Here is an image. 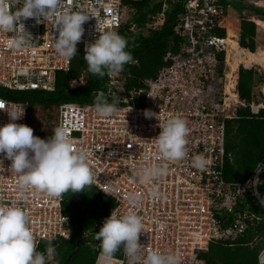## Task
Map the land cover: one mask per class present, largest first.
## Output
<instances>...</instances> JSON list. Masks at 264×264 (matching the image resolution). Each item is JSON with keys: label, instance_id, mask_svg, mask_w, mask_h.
<instances>
[{"label": "built area", "instance_id": "built-area-1", "mask_svg": "<svg viewBox=\"0 0 264 264\" xmlns=\"http://www.w3.org/2000/svg\"><path fill=\"white\" fill-rule=\"evenodd\" d=\"M139 0H59L58 13L79 12L89 17L81 40L86 46L94 42L100 31H114L127 21V13L135 8L129 3ZM240 2L264 8V0H186L184 12L174 25L180 42L167 51L157 74L144 77L142 85L127 86V75L120 71L108 76L110 98L119 109L110 119L94 111V103L77 101L51 104L30 100H11L0 95L5 106L24 108L16 123L33 128V134L50 138L56 127H64L75 148L86 149L93 174L92 184L114 203L106 215L87 229L85 237L97 249L95 231L100 229L112 212L123 216L135 212L142 217L140 250L134 264H143L150 251L174 254L178 264H207L204 254L212 242L236 244L264 215L253 209V198L264 206L260 192L264 171H255L245 180L229 181L224 176L227 120L237 117V108L250 106L255 114L264 108V98L246 102L238 91L239 62L232 70L234 56L245 55L239 35H229L227 15L232 4ZM22 7L20 0H10L12 11ZM168 3L143 28L159 29L165 22ZM16 31H0V87L14 91L56 88V73L70 68L71 58L57 54L54 44L58 36L55 18L37 24L33 18L20 21ZM133 33L142 27L132 22ZM225 31V34L222 33ZM29 34L26 46L10 50L7 39L15 34ZM136 61V60H135ZM254 68V67H253ZM73 79L71 86L83 83ZM264 94V87H263ZM145 110L154 113L146 117ZM186 122V155L176 161L158 158L156 140L161 128L172 117ZM10 122L0 109V126ZM52 126L50 130L47 127ZM203 156V169L193 167V158ZM264 162V159L261 160ZM12 161L0 153V206L15 205L25 210L28 226L36 242V250L44 241L71 235L70 216L64 212L65 193L53 197L35 188H21L19 174L11 170ZM150 165L162 166V176L139 182L133 173ZM259 180L256 183V180ZM138 194L136 203L130 196ZM263 236H256L254 242ZM54 247V246H53ZM95 264H130L124 252L104 261L100 250ZM264 264V245L259 253Z\"/></svg>", "mask_w": 264, "mask_h": 264}, {"label": "clouds", "instance_id": "clouds-1", "mask_svg": "<svg viewBox=\"0 0 264 264\" xmlns=\"http://www.w3.org/2000/svg\"><path fill=\"white\" fill-rule=\"evenodd\" d=\"M22 7L12 11L10 0H0V31L15 32L16 26L23 25L22 19L33 18L37 24L55 18L58 36L54 47L58 55L71 58L77 54V44L85 31L83 24L88 16L79 12L58 13L59 0H20ZM99 37L86 46L84 59L91 75L111 76L123 70L124 65L133 57L126 51L127 41L114 31H100ZM29 34H15L6 40L5 46L17 50L27 45ZM94 111L101 117L110 119L119 110L116 100L112 103L103 91L94 98ZM10 122L0 126V153L12 161L11 170L19 174L21 188H35L53 197H60L71 191L78 193L93 182V174L88 160L91 153L86 149L75 148L62 126L53 129V135L42 139L33 134V128L16 123L24 114V108L7 107L0 103ZM145 116L154 115L145 110ZM159 127L161 131L155 138L158 158L176 161L186 155V137L188 128L181 117H172ZM193 167L203 169L206 160L203 156L193 158ZM139 182L162 176V166L150 165L135 171ZM254 171H264V162L258 161ZM258 179L255 181L258 183ZM139 199L138 194L130 196L133 203ZM142 217L135 212L123 216L112 214L107 217L95 239L99 241L100 255L108 261L119 250L130 258V264L138 258L140 250L139 237L143 232ZM55 248L49 244L45 252L36 250V242L28 226V216L24 209L15 205L0 206V264H48L55 258ZM143 264H178L174 254H162L150 251Z\"/></svg>", "mask_w": 264, "mask_h": 264}, {"label": "trees", "instance_id": "trees-1", "mask_svg": "<svg viewBox=\"0 0 264 264\" xmlns=\"http://www.w3.org/2000/svg\"><path fill=\"white\" fill-rule=\"evenodd\" d=\"M186 0H139L129 3L135 8L130 18L118 29V34L127 41L126 51L130 52L133 60L124 65L123 72L127 75V86L142 85L146 76H155L159 68L165 64L164 56L167 51L175 49L180 37L174 31L176 20L182 12ZM168 3L166 19L159 29L143 28L149 21L163 10ZM241 12L249 10L252 15L264 20V8L246 5L240 2L236 5ZM136 22L142 29L133 33L129 27ZM239 40L242 47L252 52L257 50V24L246 16L240 19ZM225 34V31L222 30ZM85 50L82 44H77V54L72 57L68 70L56 73V88L53 91L24 90L14 91L0 87V95L11 100H30L34 103L51 104L65 101L94 103L95 96L103 91L109 103L113 102L107 93L108 75L94 76L88 72L84 59ZM136 60V61H135ZM83 77L84 82L71 86L73 79ZM264 78L253 67L240 65L238 91L240 98L246 102L259 101L255 87ZM226 151L228 155L224 176L229 181H241L252 175L258 163L264 159V108L258 114L251 111L250 106L237 108V117L227 120ZM260 192L264 197V172L261 177ZM64 212L70 216L71 235L54 241L55 258L48 264H95L100 249L90 243L85 232L92 227L95 220L107 214L114 201L102 193L93 184L86 186L83 191L65 192ZM253 209L264 215V206L253 198ZM100 229L95 231L98 232ZM263 236L261 241L254 242L256 236ZM49 242L44 241L41 249ZM264 245V218L255 227H251L244 237L236 244L221 241L212 242L208 252L204 254L207 264H259V253ZM123 250L113 256L122 257Z\"/></svg>", "mask_w": 264, "mask_h": 264}, {"label": "rangeland", "instance_id": "rangeland-1", "mask_svg": "<svg viewBox=\"0 0 264 264\" xmlns=\"http://www.w3.org/2000/svg\"><path fill=\"white\" fill-rule=\"evenodd\" d=\"M238 9L239 8L235 4H232L230 6V9H229V12H228V15H227V17H229L230 20L233 23H235V25L239 24L240 19H241L242 16H246V17H248L250 19H253V17L256 16V15H252V13L249 10H247V9L242 11V12L240 10H238ZM130 16H131V11H129L127 13V19H129ZM255 18H257V17H255ZM256 24H257V31H258V35H257L258 46H257V50L255 52H259V48H264V31L259 28V23L258 22ZM234 67H235V65H233L232 68H234ZM253 67L264 78V61H261L258 64L255 63ZM263 87H264V82L263 81H259L256 84V87H255L256 96L259 99V101L264 98ZM51 128H52V126H50V127L48 126L47 130H50Z\"/></svg>", "mask_w": 264, "mask_h": 264}, {"label": "bare ground", "instance_id": "bare-ground-1", "mask_svg": "<svg viewBox=\"0 0 264 264\" xmlns=\"http://www.w3.org/2000/svg\"><path fill=\"white\" fill-rule=\"evenodd\" d=\"M256 21L259 23V28L264 31V20L256 18ZM227 26L229 29V35H238V26L235 25V23H233L231 20H227ZM261 61H264V48H259V52H252L251 50L246 49L245 55L239 56L238 54H236L234 56V61H230V65L231 68L233 67V65H235V67L232 68V70H234L236 69L239 62H244L248 66L252 62L258 64Z\"/></svg>", "mask_w": 264, "mask_h": 264}, {"label": "crops", "instance_id": "crops-1", "mask_svg": "<svg viewBox=\"0 0 264 264\" xmlns=\"http://www.w3.org/2000/svg\"><path fill=\"white\" fill-rule=\"evenodd\" d=\"M255 17H258L257 15L256 16H254L253 17V20L256 22V18ZM227 20H230V18L229 17H227ZM257 23V22H256ZM238 25V35L240 34V22H239V24H237Z\"/></svg>", "mask_w": 264, "mask_h": 264}, {"label": "water", "instance_id": "water-1", "mask_svg": "<svg viewBox=\"0 0 264 264\" xmlns=\"http://www.w3.org/2000/svg\"><path fill=\"white\" fill-rule=\"evenodd\" d=\"M251 20H253V19H251Z\"/></svg>", "mask_w": 264, "mask_h": 264}]
</instances>
